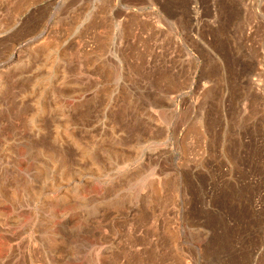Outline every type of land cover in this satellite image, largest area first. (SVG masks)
Here are the masks:
<instances>
[{
  "label": "rangeland",
  "instance_id": "1",
  "mask_svg": "<svg viewBox=\"0 0 264 264\" xmlns=\"http://www.w3.org/2000/svg\"><path fill=\"white\" fill-rule=\"evenodd\" d=\"M0 264H264V0H0Z\"/></svg>",
  "mask_w": 264,
  "mask_h": 264
},
{
  "label": "bare ground",
  "instance_id": "2",
  "mask_svg": "<svg viewBox=\"0 0 264 264\" xmlns=\"http://www.w3.org/2000/svg\"><path fill=\"white\" fill-rule=\"evenodd\" d=\"M9 59V58H8Z\"/></svg>",
  "mask_w": 264,
  "mask_h": 264
}]
</instances>
